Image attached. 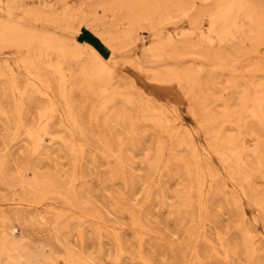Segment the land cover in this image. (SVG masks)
Returning <instances> with one entry per match:
<instances>
[{
  "label": "rangeland",
  "instance_id": "rangeland-1",
  "mask_svg": "<svg viewBox=\"0 0 264 264\" xmlns=\"http://www.w3.org/2000/svg\"><path fill=\"white\" fill-rule=\"evenodd\" d=\"M0 264H264V0H0Z\"/></svg>",
  "mask_w": 264,
  "mask_h": 264
}]
</instances>
